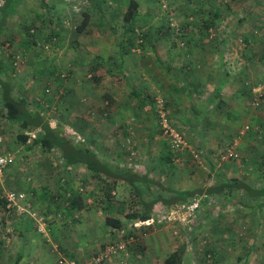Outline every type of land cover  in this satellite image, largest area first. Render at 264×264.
I'll return each mask as SVG.
<instances>
[{"label":"rangeland","instance_id":"374dc122","mask_svg":"<svg viewBox=\"0 0 264 264\" xmlns=\"http://www.w3.org/2000/svg\"><path fill=\"white\" fill-rule=\"evenodd\" d=\"M78 1L79 2H77V0H46L51 7V12L48 13L41 6L40 0H22L16 13L9 18L7 26L2 32L3 37L0 39V60L2 62L4 60V71L1 76L3 80L12 84L14 98L18 99L20 96L25 98L28 101L29 110L32 112H41L44 118L54 128L59 125L63 126L70 134L75 136L76 143L90 147L99 157H104L108 162H113L115 165L133 169L137 172L148 173L152 178L155 174L157 178L163 176L164 179L168 178L165 180L171 187L172 185L174 187L183 186V181H188L187 178L192 182H196V179L190 177L193 176L194 173L186 172L188 170V165L192 164L193 161L195 163L203 162L206 156L205 152L210 153L211 151L205 148L204 132L200 133L198 131L196 126L198 119H195L194 116L193 123L195 124V128L188 129L186 125L184 126L183 124V115H180L179 112L175 110L176 106L173 107L172 104L175 96L173 93L175 92L174 88L179 87V85L177 83H170L171 80L168 76L174 74L178 77L177 79L179 81L187 82L188 79L185 80V76L188 75V78L193 76L185 69L189 63L187 65H182L185 67L175 68L173 71L167 68V53L165 51L167 46L172 45V43L180 47L179 49L176 46L178 48L177 52H179L178 61L181 62V65L182 62L197 61L199 55L198 52L196 54L193 53L195 48L199 46H216L218 49L213 56L214 61H221L223 64L228 63L231 67L234 64L235 79L234 81L230 79L232 80L230 82H236L234 83V92H238L237 86H242L245 91L249 90L251 86L256 84L253 83V80L248 83V79H246L247 71L239 68L243 67L245 64L251 66L258 62L261 63L263 61L262 57L264 56V37L248 38V35H245L247 30H250L252 24L255 26L259 25L256 20L252 21L253 18L249 17L248 19V17H245V14H248L249 8H252L253 5H248L247 0H165L169 4V9L164 11L162 0H152V9H154L152 12L154 16L152 28L154 32L148 29L149 26H140L141 28H138L137 37L142 38V36H144V38L143 43L137 41V45L143 48L145 39H151L152 37L153 42L160 48V54L140 53L143 56L142 58L140 57V59L147 60L148 63L143 65V68L139 70L127 68L126 71L123 70V73H120V71L105 65L101 68V72H99V76H102V80L94 85V82L87 81L92 78L90 70H86V68L80 70L78 68L75 62L76 56L74 52H72L73 56L68 54L66 46L63 47V40L59 37L55 43L53 42L55 39L53 40L48 36L51 32L56 31L62 33V30L65 29L72 33L77 32L75 31V26L79 23L78 18L83 15V12L89 10L91 4L94 3L96 9L100 11V8H106V12L103 10L101 13L98 12V16H103L107 21V24L104 23L101 27L105 28L109 26V28L112 27L116 30L111 32L113 37L109 38H114L115 40V35L126 28L125 24L121 22V18L128 6L129 0H118L114 2L113 5L110 4L112 2L111 0H99L98 3L94 2V0ZM2 2L3 0H0V6ZM116 7H118L119 12L114 14ZM218 10L221 12V15L218 13ZM58 14L63 16V20L59 22ZM226 14H229V17L226 16ZM212 16L216 17V21H212L213 24H215V28L213 27L209 34L204 35V33H202L204 35L203 37L202 34L200 35L199 31L202 30L204 25L203 22L205 23L204 20L207 21L206 18H212ZM54 17L57 18L54 19ZM52 19L54 21H52ZM58 23L62 26L57 25ZM172 23L175 26L174 30H172ZM177 28L180 30V35H177L175 31ZM147 29L149 32H152L151 37L146 36L148 32ZM227 31L229 33H227ZM106 32H109V29H107ZM224 39H226V41L221 43ZM23 40H26L27 44L28 42L29 44H33L34 42L37 46L35 49L32 47L31 51L25 54V49H23V43L25 42ZM180 42H185V45L180 46ZM213 48L216 49L215 47ZM55 56L57 57L54 67H45V65L41 63V61L44 62V57L52 59ZM77 57L82 58L80 54H78ZM150 58L157 62L156 68L153 65L154 69L150 65ZM36 61L39 64V66L37 65L36 67H41V69L31 67L33 63L37 64ZM147 65H150V67L145 68ZM257 67L264 71L263 65H257ZM192 71L195 73L198 72L197 69ZM214 71L215 70H211L212 74H214ZM222 71L225 74L229 73L226 69H222ZM222 71L219 72L218 70V73H222L221 75H223L224 73ZM81 72H83L84 77L81 88L85 91L84 93L80 91L79 86L80 93L78 92L77 98V108L79 111H77L75 107H68L72 103H67L68 101L65 99L68 96L67 93L62 94L61 97L60 95H56L55 91L57 90V86L54 83H58V81L61 80L63 83L75 80L73 83H77L78 85L77 73L80 74ZM124 73L126 76H129L130 81H133V86L150 99V104L145 103V105H142V100L132 95V86L127 85ZM198 76H200L199 80H204L200 72ZM80 78H82V76H80ZM46 84L49 85V87H46ZM92 84L93 87H91ZM74 87L75 86H73V88ZM89 87L91 88L89 89ZM88 90H94V94L97 93L99 94L98 96L101 97L95 99L91 104L89 98H92L94 94L88 95V93L90 94ZM201 91L202 89L199 91V88H197L195 97L193 98L198 99ZM241 92L243 94L242 90ZM105 95L108 97L104 98ZM74 97H76V95L73 96V98ZM200 100H193V103H199L204 108L205 105ZM190 102H192V100H190ZM234 104L248 111L252 109L258 111L261 108L255 109L252 106L249 94L242 101H234ZM2 105L3 103L0 98V106ZM213 109H216V107ZM249 112L251 113V111ZM76 113L77 115H75ZM190 113L191 111H188V114ZM248 118L251 117L248 116ZM164 119L167 120L165 124L179 131L187 142V147L183 151H174L169 146V138L165 133L163 123ZM243 119H245V116H243ZM244 124H246V121L241 120V125L238 129L241 130L244 128ZM255 126L257 125H249L250 130H248L246 134H250V136L242 140L248 144V138L254 135L255 139L260 141L259 144L263 146L260 149L261 152H264V132L262 136L257 139L256 134L253 133L256 132ZM24 131L25 130L20 124L0 120V133L6 138L8 153L14 157V164L12 166L13 173L12 175L10 173L11 176L7 174L6 177L4 176V182L0 184V194L5 191H22L28 195V199L36 203L38 199L32 195L35 189L34 186H36V184L43 185L44 182L52 183L53 180H56L55 185L57 187L56 190H58L57 194L50 199L51 201L47 199V202L43 205L49 208L50 204L53 203L59 209L66 207L64 194L60 193V189H67L68 186H75L79 179H75V177L72 178L71 174L73 172L71 170L62 169L60 166L62 165L61 163L52 167L47 165L53 170L51 172H49L50 170L44 172L43 169L41 174L38 169L31 168V165H29L30 158L37 159L41 157L51 162H56L60 160V154L55 150L48 152L44 149H38L35 150L36 152L27 153L25 146L18 140V135L22 134ZM32 134H34L32 136V138H34L37 133L34 132ZM235 137L236 136H234V138ZM232 141L230 143H232ZM215 143L217 144L218 141H215ZM218 146L221 145L218 144ZM255 148V145H253L251 149L254 150ZM248 150H250L249 147L247 151ZM161 153H167L169 155L172 153L174 155L170 158V164L167 165V170H164L163 167L159 168L163 163L160 159ZM229 159H234V164L236 162L240 163L239 160H241L240 156ZM171 162L173 164H171ZM171 165L176 166V169H171ZM63 167L65 166L63 165ZM73 167L75 169V166ZM64 172L72 173L66 175ZM49 173L52 175H49ZM210 173H213V171L208 169L205 174L210 177ZM30 174L32 176H29ZM88 174L93 176L91 177L92 181L90 182L89 180L86 184L80 179L76 187L83 190L81 193L84 194L86 198L85 204L87 206H93L95 209H99L103 216L108 213L112 214L115 211L107 210L108 207L112 209L124 207V210L121 211L122 215L128 214L133 209L137 208L136 204H134V199L130 198L132 196L127 186L121 185L116 189L109 186L108 188L104 182L95 177L92 173ZM254 174H257V172L249 169V177ZM254 187L263 188L264 182L262 185H258L257 182H254ZM63 191L65 192V190ZM98 193L102 194L98 195ZM109 193L111 194L110 196ZM233 196L234 203L228 201L232 200L233 197L229 199L220 198L222 201L225 199L224 202L229 207L225 208L226 210L222 208L212 210V207L221 205L219 198H212L213 201L211 200L205 203V205L210 208L209 210L213 215L211 223L208 226L223 224L226 226L231 225L232 228H234L235 218L238 219L236 220L238 222L241 220L246 222L247 220H257L263 217L264 213L262 211H264V209L248 217V209L244 208L243 210V208L238 206L241 201H245L248 206L258 205L262 202L260 199L255 201L249 200L243 192H235ZM108 197H110V199H108ZM127 199H130L129 202L124 203ZM38 202H40V200H38ZM0 205L3 206L1 201ZM33 205L39 212H42L48 218L46 215L47 213L41 210V206L37 207V204ZM161 208L160 206L155 210ZM104 210L107 211L105 212ZM9 216L11 220L16 221L18 218H21L14 212H11ZM1 219V223L6 222L4 216H1ZM65 219L66 218L60 214V217L57 216L56 220L60 222ZM198 219L199 213L190 227L181 222H174L158 223L151 228L143 227L142 229L153 231L154 229L165 226L167 228L164 229H168L172 237L176 240L180 241L185 239L186 241L191 240V232L195 231ZM69 220L70 219H66V221ZM74 220L77 221L80 219H73L72 221L75 222ZM181 227H184V229ZM215 228H217L216 225H214L211 230L207 228V232L201 231L200 235H198V239L195 242L192 240L193 252L205 254L209 261L208 263L212 262V256L207 254L209 252H223L228 256H234V260L229 261V264H237V256L245 258L252 254V256L255 257L257 253L252 252L253 248H251V244L248 241V238H251L252 235L244 228L239 227L235 230L236 234L226 230L225 233L222 234V240L227 241L231 238L234 241V234L236 238L240 239V242L237 244H235V242L229 244L226 242L227 245L224 241L215 239L219 234L215 232ZM134 230H136V228ZM134 230L132 234H135ZM209 233H211V235ZM128 236L129 235L125 233L120 237L122 239L120 241L127 240V238H129ZM219 236H217V238ZM116 242L119 241L114 240V242L111 243ZM135 247L136 243H133L130 249ZM208 250L210 251L208 252ZM261 253L262 252L258 254Z\"/></svg>","mask_w":264,"mask_h":264},{"label":"crops","instance_id":"0c3cea01","mask_svg":"<svg viewBox=\"0 0 264 264\" xmlns=\"http://www.w3.org/2000/svg\"><path fill=\"white\" fill-rule=\"evenodd\" d=\"M98 1L99 0H94V2L96 3H98ZM111 1L112 2L110 4L113 5L114 2L118 0ZM130 1L132 0L128 1V5ZM135 1L139 4L138 15H136L132 20L133 24L126 23L124 16L128 11V6L126 7L121 18V22L125 24L126 28L122 29L115 35V40L114 38H109L113 37L111 32L116 30H114L112 27L109 28V26L105 28L101 27L104 25V23L107 24V21L106 18H103V16H98V12L101 13L102 10L106 12V8H100V11L96 9L94 3L91 4L89 10L86 11V13L90 16L91 20L84 33H72L65 29L62 30V33L56 31L51 32L48 37H51L54 34V36H58L63 40V47L66 46V51H68V54L72 55V52H74L76 56L75 62L80 70L85 68L86 70H90L91 67L96 65L98 62L102 64V67L109 64L110 62L111 65L117 64L118 66H120L121 71H126L127 68L133 70L142 69L143 65H146L148 62L147 60L140 59V57H143L140 53L160 54V48L157 46V44L153 42V39L151 37V33L154 32L152 28V23L154 22V16L152 13L154 10L152 9V0ZM77 2L79 1L77 0ZM247 2L248 5H253V7L249 8V12L248 14H245V17H248V19L249 17L253 18L252 21L256 20L259 25L255 26L252 24L250 30H247L245 35H248V38L264 37V0H247ZM115 10L116 11L114 14H117V12H119L118 7H116ZM218 13L221 15V12L219 10ZM49 15L52 16L51 14ZM228 15L229 14H226V16ZM98 17L100 18L96 20ZM56 18L57 17H54V19ZM78 19V24H80L83 20V15L80 16ZM206 19L209 21H213L216 19V17L212 16V18ZM61 20H63V16L58 14V22ZM52 21L54 20L52 19ZM204 21L206 22V20ZM59 24L60 23H58L57 25ZM203 24L204 25L202 27V30L199 31L200 35L202 33H204V35L209 34L213 27L215 28V24H212L209 28L206 27V24L204 22ZM144 25H146V27L149 26L148 29L152 30V32H149V30L147 29L148 32L146 35L147 37H151V39H145L143 48H139L136 45L138 41L137 32L138 28H141L140 26L143 27ZM107 29H109V32H106ZM227 33L229 32L227 31ZM204 35L202 34L203 37ZM1 37H3V35H1ZM24 42L25 43H23V49H25V54H28L31 51L32 47H34L35 49V47L37 46V44L35 45L34 42L33 44H27L26 40ZM176 46L177 45L173 43L172 45L167 46V49L165 51L167 53V68H170L174 71L175 68L185 67L182 65H187L189 63L185 67V69H187L188 73L190 72V74H192L193 76L191 78H188V75H186L184 79H188V81L182 82L179 81L177 79L178 77H176L174 74H170L168 76L171 80L170 83H177L178 85L186 83V85H188L189 87L199 85V91L201 89L202 91L199 94L198 99L200 100V98L202 97L200 101L203 102L205 106L203 108L199 103L194 104L193 100H198L197 98H193L195 97V94L193 96L191 95L190 97V95L186 91L183 93L175 94L172 104L173 107L176 106L175 110H177L180 115H183V124L184 126L186 125L188 129L195 128V124L193 123V117L195 116L194 118L198 119L196 126L200 133L204 132V140L206 145L204 146L206 150L211 152H208L210 155L205 152L206 156L204 157L203 162L201 161L195 163L193 161L192 164L188 165V170L186 172L194 173L195 176L193 175L194 177H190L192 179H196V182H192L189 178H187L188 181H183V186L174 187L172 185V188L183 191L194 190L201 187L211 186L216 182L218 184H221V182H224L228 179L237 178L245 181L254 190L264 189V187H254V182H257L258 185H262L264 182V156L261 157L262 155H264V152H261L260 150L263 146L259 144L258 140L253 139L254 135L248 138V144L243 142L244 140L242 139H246V137L250 136V134H246V132L243 136L240 135L241 131L250 124L251 126L257 125L255 126L256 132L259 131V133H262L261 130L262 128H264V99L261 103V108H258V111L249 107L253 110H249L251 111V113L245 108H241L240 106L234 104V101H242L248 94L245 92V90H243L242 86H237L236 88L238 89V92H234V83L236 82H230L232 80L234 81L235 79L234 64L231 67L230 64L226 63L225 61L224 62L226 64H223L221 61H214L213 56L215 54V51H217L218 49L216 46H213L216 49H214L213 47L202 46L195 48L193 50V53L196 54L198 52L199 55L197 61L192 60L184 62L185 64L182 62L181 65V62L178 61L179 52H177L178 48L180 49V47L177 46V48ZM121 48L125 49V51H127L128 53L121 56ZM78 54H80L82 58L77 57ZM56 57L57 56L53 57L52 59L44 57V62H42L41 60L40 61L42 64L45 65V67L52 68L55 66ZM262 59V64L258 62L251 66L248 64L243 65V67L239 66V69L247 71L246 79H248V83L252 82V80L254 81L253 83H255L256 85L264 83V71L260 70V68L257 67V65H263L264 67V56L262 57ZM149 60L152 62H150L151 67L154 69L155 66L156 68L157 62L153 61L152 58H150ZM37 65L39 66L38 62L37 64L33 63L31 67H34L35 69H41V67H36ZM150 65H147V67L145 68L150 67ZM256 68L258 69L255 70ZM195 69H197L198 72L195 73L192 71ZM222 69H226L227 71H229V73L225 74ZM100 70L98 71V75H100ZM211 70H215L214 74H212ZM218 70L219 72L222 71L224 74L221 75L222 73H218ZM199 72L204 79L202 81L199 80ZM77 75V81L79 82L78 85L77 83H73V81L75 80L66 83H63L62 81L61 82L63 83L62 89L66 87L69 88H67L68 96L65 99L68 101L67 103L72 104L68 107H75L76 110L79 111L77 108V98L78 94L80 93L79 86L80 91L84 93L85 90H82L83 88H81L82 81L84 80L83 72H81L80 74L77 73ZM124 75L126 76L125 73ZM80 76H82V78H80ZM127 76L125 78L127 85L133 86V81H130L129 76ZM87 81H92L93 83L94 79L91 78V80L88 79ZM59 83L60 82H55L54 84H56L57 87H60ZM93 84L95 85L97 83L94 82ZM93 84L91 85V87H93ZM73 86L75 87L73 88ZM91 87H89V89ZM241 90L245 95L242 94ZM62 92L63 91H61V93ZM88 92H90V94L88 93V95L94 94V90H88ZM75 95L76 97L73 98V96ZM98 95L99 94L95 93L92 98H89L91 104L95 99L101 97ZM20 98L23 97L20 96ZM190 100H192V102H190ZM215 107L216 109H213ZM2 108L3 105L0 107V110ZM188 111H191V113L188 114ZM75 115H77V113ZM243 116H245V119H243ZM248 116L251 118H248ZM241 120H245L246 124H244V126L242 125L244 128L240 130L238 128L241 125ZM234 136L236 137L234 138ZM215 141H218V143L216 144ZM231 141L238 142L236 152L238 156H240V163L236 162L234 164V159H229L226 157L228 145ZM218 144H220L221 146H218ZM253 145H255L256 147L254 150L251 149L253 148ZM248 147L250 150L247 151ZM38 149L42 148L27 150L25 146V150L27 151V153L36 152L35 150ZM101 159L105 160L104 157ZM29 162L31 168L33 167L34 169L36 168V170L38 169L40 174L42 173L43 169L44 172L48 170H50L49 172H51L53 170L47 165L52 167L56 164L58 165V163H61L62 165L60 166L62 169H66L68 171L71 170L73 172H64V174L68 175L72 173V178L75 177V179H81V181L85 183H88L89 180L90 182L92 181L91 177L93 176L88 174L91 172H88V170L82 165H77L74 169L73 166L66 167L64 161L62 160L51 162L50 160L41 157H38L37 159L30 158ZM63 165L66 168L63 167ZM162 165L163 164H161L159 168H161ZM163 169L167 170L168 166H166L165 168L163 167ZM208 169L213 171V173L209 174L210 177L205 174ZM249 169L251 171H256L257 174H254L249 177ZM12 171L13 168L11 166L5 172V177L6 174L9 176L11 173L12 175ZM49 175L52 174L49 173ZM155 175L153 177L155 180L161 181L164 184L169 185L165 180L168 178L164 179L163 176L157 178L155 177ZM29 176L32 175L30 174ZM79 180H77L78 183ZM55 181L56 180H53L52 183L44 182L43 185L36 184V186H34L35 189L33 190L32 195H34L36 199L40 200V202L36 200V203H33V201L30 199L33 204H37V207L41 206V210L47 213L46 215L48 216V220L50 222V233L47 236L39 234L36 231V228L34 227L32 221L27 220L26 218H18L17 221L11 220L9 216L11 212H6L3 209V206L0 205V221H2L1 216H4V219L6 221L2 223L0 222V264H60V261H63V264H89L90 261L95 256H97L106 245L110 244L111 242H114V240H122L120 237H122L125 233H127L128 235V233L135 229L133 227V224L129 227L127 231H118L107 226L105 221L106 215L103 216L100 210L95 209L93 206L85 205V207L81 210H71L67 207L59 209L55 206V204L51 203L50 207L47 208L43 204L47 202V199L50 200L52 199V197H55L58 191L56 190L57 187L55 185ZM77 184H75V186L73 185L72 187L68 186L67 189L71 190V192L75 191L81 193L83 190L80 188H76ZM62 189L64 190V188ZM62 189H60V193L63 194L64 191ZM239 192H243L247 196V198H249V200L255 201L260 199L262 201L258 205L252 206H248L245 201H241V203L239 202L238 206L243 208V210L244 208L248 209V217H250L249 215H252L255 212L259 213L262 209H264L263 198H251L246 191ZM102 193H98V195ZM232 197L233 201L228 200L230 201V203H234V196H231L230 198ZM224 201L220 199L221 205L212 207V210L229 208ZM204 205L199 211V219L196 223L197 227H195L194 232H191V240H176L174 237H172L168 229H164L167 228L165 226L154 229L153 231H148L146 229L143 230L142 228H139L134 230L135 234L131 233L134 238V243H136V247L130 249L129 257L127 259L119 258L117 260H111L108 264H165V262L170 258V256H172L181 248L185 251L181 256L180 264H229V261L234 260V256L232 255L228 256L223 252L212 253L209 252L210 250H208L209 253L207 254H210L212 256V262L208 263L209 261L207 260L205 254L192 251V243L198 239V235H200V232H207V228H210L211 230L214 225H216L217 227L215 228V232L220 234V236L218 234L217 236L219 237L217 238L216 236L215 239L218 241H224L225 244L226 242H228V244L233 242L237 244L238 242H240V239L236 238L235 236V230H237L239 227L244 228L247 232L252 235L251 238H248V241L251 244V248H253L252 252L257 254L255 255V257L252 256V254L249 257L247 256L245 258L237 256V264H264V214L263 217L260 219L247 220L246 222L244 220L238 222L236 221L238 219L235 218V221L233 219L234 228H232L231 225L226 226L223 224H213V226H208L211 223L213 215L209 210L210 208ZM1 207L3 210L1 209ZM159 207L160 205L156 206L155 209H158ZM109 210H115L112 214H110V216H113L114 218L123 222L126 221L125 215H122L121 213V211L124 210V207H119L117 209L110 208ZM262 212L264 213V211ZM60 214L63 215L66 219L70 220L66 221L65 219L59 222L56 219L57 216L60 217ZM73 219L80 220H74L75 222H73ZM181 228L184 229V227ZM226 230L235 233L234 241L231 238L227 241L221 239L222 234L225 233ZM209 234L211 235V233ZM260 252L262 253L258 254Z\"/></svg>","mask_w":264,"mask_h":264},{"label":"trees","instance_id":"16d2710c","mask_svg":"<svg viewBox=\"0 0 264 264\" xmlns=\"http://www.w3.org/2000/svg\"><path fill=\"white\" fill-rule=\"evenodd\" d=\"M21 1L22 0H3L2 5L0 6V39L2 32L7 26L9 18L16 13ZM40 2L41 6L48 13L51 12V7L48 2H46V0H40ZM127 8L128 11L124 16V19L126 23L133 24L132 20L136 15H138L139 4L135 0H132L130 1ZM90 20V16L86 12H83V20L80 24L75 26V31L84 33L90 23ZM205 24L206 27L209 28L213 22L207 20ZM59 26L62 25L59 24ZM174 29L175 28L172 27V30ZM179 32L177 35H180ZM29 35L32 36L31 34ZM50 38L53 40L55 39L53 42L56 43L57 38L59 37L54 36L53 34ZM143 38L144 36H142V38L138 37L139 43H143ZM225 41L226 39L222 40L221 43H224ZM126 53L128 52L121 48V56L125 55ZM3 62L0 60V98L1 101L3 99V108L0 110V120L21 125L25 131L18 135V140L26 146L27 150L42 148L48 152L53 150L58 151L60 154V160L64 161L66 167L82 165L95 177L104 182L108 188L109 186L113 189H116L121 185L127 186L128 190L130 191V195L132 196L130 198L134 199L133 201H135L134 204H136L137 208L133 209L128 214H125V222L110 216L108 213L105 217L107 226L118 231H127L129 227L135 222L146 221L150 219L155 211H170L171 209L178 208L182 205H188L194 200H197L203 196H207V198L222 197L228 199L233 196V193L235 192L246 191L251 198L261 197L264 199V189L254 190L245 181L237 178L228 179L224 182H221V184L216 182V178V183L212 184L211 186L183 191L174 189L171 187V185H166L161 181L155 180L148 173L137 172L133 169L120 167L101 159L99 155L90 147L76 143L75 136L70 134L63 126L59 125L54 128L44 118L41 112H32L29 110L28 101L25 98H14L13 86L10 82L3 80L1 76L4 71ZM107 66L120 71V73H123V71L120 70V66L117 64L111 65L110 62L107 64ZM101 68L102 64L98 62L90 69L95 83H98L102 80V76L98 75V71ZM124 77L126 78L125 75ZM61 81H58L60 82V87H57V90L55 91L56 95H60V97L62 94H65L68 91L67 88L62 89L63 83ZM46 87H49V85ZM197 88H200V86L194 85L189 87L185 83H182L179 84V87L174 88L175 92L173 93L178 94L186 91L191 97V95L193 96L195 94ZM250 88L249 90L245 91L247 94H249V96L251 92ZM61 91L63 92L61 93ZM131 92L134 97H138L142 100V105H145V103L150 104V99L143 93L139 92L134 86L131 87ZM105 97L107 98L108 96L105 95L104 98ZM261 131L262 133H259V131L254 132L257 139L262 136L264 128H262ZM34 132L37 134L34 138H32L34 135L32 133ZM253 139H255V137H253ZM258 142L260 141L258 140ZM230 144L228 146H230ZM172 156H174L172 153H170V155L167 153L161 154L160 159L163 162H161L163 164L162 167H166L168 164H170V158ZM171 164L173 163L171 162ZM171 169H176V166L171 165ZM64 190L65 192L63 194L65 203L67 205L66 207L70 208L71 210H81L85 207L86 198L84 194L75 191L71 192L69 189ZM110 195L111 194L109 193V196ZM108 199H110V197H108ZM129 200L130 199L125 200L124 203L129 202ZM205 203L206 201L203 202L202 207ZM158 205H160L162 208L155 210V207ZM110 208L111 207H108L107 210ZM107 210L104 211L106 212ZM131 233L132 231L128 233V237H133ZM184 251L185 250L182 248L178 250L176 253L170 256L165 264H180L181 256Z\"/></svg>","mask_w":264,"mask_h":264},{"label":"built area","instance_id":"2783aa9c","mask_svg":"<svg viewBox=\"0 0 264 264\" xmlns=\"http://www.w3.org/2000/svg\"><path fill=\"white\" fill-rule=\"evenodd\" d=\"M162 5L164 11L169 9V4L167 1L162 0ZM172 20V19H171ZM172 27L175 28L172 23ZM178 33V28L176 29ZM180 46H184L185 42H180ZM250 99L252 106L257 109L261 106L264 99V83L251 86ZM167 120H163L165 133L169 138V145L174 151H183L187 147V142L184 140L183 136L172 126L165 124ZM249 130V126H246L240 133L243 136ZM238 142L235 141L230 146H228L226 157L234 158L238 157L236 152V147ZM14 157L10 155L6 147V138L0 133V184L4 182L5 172L9 167L13 166ZM213 201L212 198H207L203 196L197 200H194L188 205H182L178 208L171 209L170 211L154 212L152 217L146 221H137L133 224L136 229L143 227H153L158 223H174L181 222L184 225L191 226L197 214L202 208L204 201ZM0 201L3 203V209L6 212H14L17 216L21 218H26L32 221L36 231L41 235H49V220L48 218L40 213L33 203L28 199V195L22 191H5L0 194ZM134 243V238L130 237L125 241H119L116 243H111L105 246V248L95 256L89 264H108L111 260H117L119 258L127 259L130 255V247ZM63 264V261L59 262ZM75 264V263H72Z\"/></svg>","mask_w":264,"mask_h":264}]
</instances>
